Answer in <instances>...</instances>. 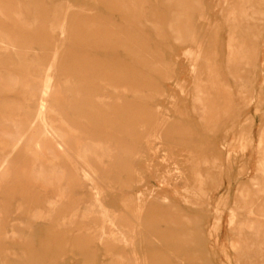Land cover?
Segmentation results:
<instances>
[{"label":"rangeland","instance_id":"1","mask_svg":"<svg viewBox=\"0 0 264 264\" xmlns=\"http://www.w3.org/2000/svg\"><path fill=\"white\" fill-rule=\"evenodd\" d=\"M0 264H264V0H0Z\"/></svg>","mask_w":264,"mask_h":264},{"label":"bare ground","instance_id":"2","mask_svg":"<svg viewBox=\"0 0 264 264\" xmlns=\"http://www.w3.org/2000/svg\"><path fill=\"white\" fill-rule=\"evenodd\" d=\"M175 1V0H174ZM99 3V2H98ZM100 4V3H99ZM173 4V3H172ZM175 5V4H174ZM172 6V5H171ZM60 7V6H59ZM22 11V10H21ZM55 12V11H54ZM60 12V11H59ZM22 13V12H21ZM20 14V13H19ZM19 14L17 15V17H20V18H18V19H21V16H19ZM54 14V13H53ZM23 15V14H22ZM24 15H25V13H24ZM62 15V14H61ZM60 15V16H61ZM64 16V15H63ZM24 17V16H23ZM34 18H37V16L36 17H34ZM34 18H32V20H34L35 21V19ZM56 17H54V19H55ZM67 18V17H66ZM26 20V19H25ZM24 20V21H25ZM67 20V19H66ZM23 21V20H22ZM23 21V23L25 24V22ZM28 21V20H27ZM38 21V19L36 20V22ZM55 21V20H54ZM29 22V21H28ZM67 22V21H66ZM54 23V22H53ZM26 24H28L27 22H26ZM36 24V23H35ZM58 23H56L55 24V26L57 25ZM62 24V23H61ZM31 25V27H32V24H30ZM28 26H29V24H28ZM59 26V25H58ZM57 26V28H59ZM60 27H61V25H60ZM56 30V29H55ZM63 33H67L66 31H67V29H66V24L63 26ZM53 31H54V29H53ZM5 39H7V38H5ZM7 41V40H6ZM9 41V40H8ZM7 41V42H8ZM4 42V41H3ZM10 43V42H9ZM6 45H8V44H6ZM12 45V44H11ZM14 45V44H13ZM12 45V46H13ZM57 54V53H56ZM56 57V56H55ZM54 60V59H53ZM55 61H56V58H55V60L51 63V66H50V68H52V66H54V64H55ZM49 68V69H50ZM9 80V79H8ZM10 81V80H9ZM45 82V84H44V86H43V88L41 89V94H40V107H39V109H37L36 110V112H35V115L32 117V121H35L36 123H38V131L39 132H41V133H43V134H45L46 132H47V130H48V125H47V123H46V121H45V115H44V112H45V108H46V101H45V97H48L50 94H51V92H52V89H53V87H54V84H53V80H52V77L51 76H48V78H47V80L46 81H44ZM34 86V85H33ZM34 88V87H33ZM40 88V87H39ZM25 109V108H24ZM13 111V110H12ZM27 111V110H26ZM25 111V112H26ZM30 111V110H29ZM29 111H27V112H29ZM31 112V111H30ZM29 112V113H30ZM23 113H24V111H23ZM26 114V113H25ZM20 116V115H19ZM28 116H30V114L28 115ZM28 121H29V118L27 119ZM18 121H19V119H18ZM31 121V120H30ZM31 121V122H32ZM21 122V121H20ZM15 123V122H14ZM20 124V123H19ZM32 124H34V123H32ZM13 126V125H12ZM11 126V127H12ZM14 127V126H13ZM18 127V126H17ZM33 127V126H32ZM8 128V127H7ZM16 128V127H15ZM48 135V134H47ZM46 135V136H47ZM98 200H99V198H98ZM95 205H96V207L101 211V213H102V215L104 216V218H106L109 222H110V224L111 225H115V218H116V216H113L109 211H108V209H107V207L105 206V205H102V203L100 204L99 202H95ZM145 205H146V203L144 204V203H141L140 202V205H138V207H137V210H138V212H142L143 211V208L145 207ZM94 209V208H93ZM106 220V221H107ZM103 232V231H102ZM115 232V231H114ZM114 237H116L115 239H118V240H124V236H123V234L122 233H118V235H115ZM103 238V237H102ZM116 241V240H115ZM125 260V259H124Z\"/></svg>","mask_w":264,"mask_h":264}]
</instances>
